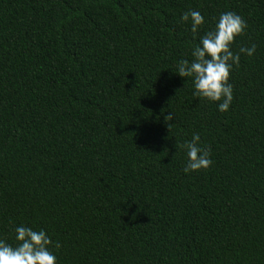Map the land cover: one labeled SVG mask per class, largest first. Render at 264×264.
<instances>
[{
  "label": "trees",
  "instance_id": "obj_1",
  "mask_svg": "<svg viewBox=\"0 0 264 264\" xmlns=\"http://www.w3.org/2000/svg\"><path fill=\"white\" fill-rule=\"evenodd\" d=\"M228 11L256 51L221 112L175 71ZM194 133L212 164L185 173ZM17 226L56 264H264V0H0V239Z\"/></svg>",
  "mask_w": 264,
  "mask_h": 264
},
{
  "label": "clouds",
  "instance_id": "obj_2",
  "mask_svg": "<svg viewBox=\"0 0 264 264\" xmlns=\"http://www.w3.org/2000/svg\"><path fill=\"white\" fill-rule=\"evenodd\" d=\"M182 21L191 23V32L197 36L200 27L205 23L204 16L196 10L183 13ZM246 21L232 11L220 14L215 28L200 37V43L192 51V61L183 59L178 62L176 73L181 77L192 78L194 96L211 102H218L221 112H226L233 101V86L229 83L233 65L239 66L240 54L252 56L256 45L241 47L238 52L231 50L238 36L245 33ZM175 114L165 116V122L171 132L170 123ZM201 137L194 133L190 141L177 144L186 151L187 163L185 173L200 171L211 166L210 148L200 146ZM15 246L0 239V264H56L57 257L51 250H59L61 244L54 242L45 230H33L27 226L15 227Z\"/></svg>",
  "mask_w": 264,
  "mask_h": 264
}]
</instances>
